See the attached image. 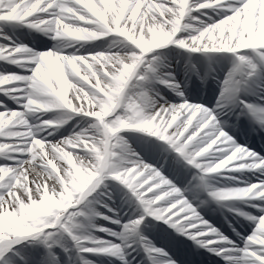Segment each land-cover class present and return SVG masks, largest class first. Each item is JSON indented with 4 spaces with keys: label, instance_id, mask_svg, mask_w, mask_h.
<instances>
[{
    "label": "snow or ice",
    "instance_id": "6c2138e0",
    "mask_svg": "<svg viewBox=\"0 0 264 264\" xmlns=\"http://www.w3.org/2000/svg\"><path fill=\"white\" fill-rule=\"evenodd\" d=\"M5 26L54 43L12 41ZM107 38L100 50L80 51ZM73 43L79 47L66 51ZM168 45L209 61L231 54L223 79L186 65L202 83L217 82L214 100L185 96L164 62ZM0 62L14 66L0 71V96L15 105L0 100V264H96L90 257L99 255L131 264L133 245L138 264H199V248L223 264H264V155L235 139L264 134V0H0ZM48 110L61 115L30 118ZM73 117V131L56 138ZM238 170L255 178L211 183ZM110 182L135 205L126 222L100 199H110ZM201 194L238 198L229 207L232 238L200 215ZM149 218L161 222L154 227L165 247L139 230Z\"/></svg>",
    "mask_w": 264,
    "mask_h": 264
},
{
    "label": "bare ground",
    "instance_id": "6f19581e",
    "mask_svg": "<svg viewBox=\"0 0 264 264\" xmlns=\"http://www.w3.org/2000/svg\"><path fill=\"white\" fill-rule=\"evenodd\" d=\"M210 12V11H209ZM14 27L15 26H13V27H9V26H5L4 27V32L9 36V37H11V40L12 41H15V42H18V43H25V44H28L30 47H33L34 48V46H33V44L32 43H30V42H25V41H23L22 39H17V36L15 35V34H12V32H9L10 30L9 29H11V30H13L14 29ZM18 27H20V28H26V27H23V26H18ZM9 30V31H8ZM4 42H7V41H4ZM164 47H166V48H171L170 49V51H172L173 53H176L177 55L178 54H180L181 52H184V51H186V50H183V49H179L178 47H176V46H171V45H168V46H164ZM100 49H102V48H97V49H95V50H100ZM69 52H71V51H69ZM81 52H83V51H81ZM195 54H199V53H195ZM215 54H217V53H215ZM220 54H223L224 55V59H225V61L227 62V64H224V63H221L220 61H219V63H218V65L215 63V62H213L214 64H212V62L211 61H209V62H207V63H202L203 65L201 66H198V65H196L195 64V66H196V71L197 72H199L201 75H204L205 73H209V72H212L218 79H223V76H224V74L228 71V69L231 67V64H232V59H231V54H228V53H224V52H221ZM226 55V56H225ZM201 56H203V55H201ZM214 56V55H213ZM177 66H178V69L179 70H181L182 69V65L180 64L181 63V61H180V59L179 58H177ZM173 71V70H172ZM177 74H178V76L179 77H181V76H183V79L185 78L186 80H188V81H190V80H192V79H194L196 76H197V74L195 73V72H191V71H187V73L186 74H184L183 75V72H181V71H179V72H177ZM195 76V77H194ZM207 80H209V82H211L212 84H213V86L215 87V90H216V92H218L219 91V89H218V87H217V82L216 81H213L210 77L209 78H207L203 83H202V81L200 82V86H203L204 84H205V82L207 81ZM182 86H183V88H184V93H185V90L188 88V85H187V82H185V84H182ZM185 96H186V94H185ZM167 97V96H166ZM168 99H170V100H172V102H178V100H179V98L178 97H174V98H171V97H167ZM190 99V98H189ZM192 100V99H191ZM194 101H196V102H200V103H204V102H202L201 100H194ZM49 112H50V116L52 115V117H50V116H46V117H38L39 119H53L54 118V115H57V118L61 115V113H60V111H58V110H48ZM36 114H40V113H35V114H33L32 116L34 117V115H36ZM32 116L30 117V118H32ZM33 119V118H32ZM34 119H35V117H34ZM72 119H74L72 122H77V120L79 119V117H73ZM76 119V120H75ZM80 124H81V126H83V121L82 122H80ZM73 131V129H71V130H69L68 131V133H66L65 135H68L70 132H72ZM122 131H124V132H127V133H130V132H135V135L134 136H147L148 134L147 133H142V132H140L139 130H136V129H126V130H122ZM133 136V137H134ZM56 138H59V137H56ZM151 139H153V140H156L157 138H151ZM235 139H236V137H235ZM157 142H159L158 140H157ZM238 142V141H237ZM128 143L134 148V149H136V143L134 142V139L133 138H129V140H128ZM239 143V142H238ZM229 172H231V171H226L225 172V174H228ZM218 177V176H217ZM217 177H215L212 181H211V183H215L216 182V180H217ZM248 180H250V179H242L241 180V183L242 182H245V181H248ZM119 184L118 182H110L109 183V189H110V191L108 192V195L110 196V199L109 198H107V197H105V196H100V199L101 200H104L106 203H108V205L114 210V213H111V212H109V214L112 216V215H116V216H118L119 218H120V211H121V203L119 202V198H118V196L117 195H115L114 194V189H115V184ZM237 184H239V182L238 183H236L235 184V186L237 185ZM137 214H134V215H130L129 217H126L125 219H122L123 221H121V222H126L129 218H131V217H134V216H136ZM94 223H97V224H101L99 221H97V219L95 218V220H94ZM211 225H213L212 223H210ZM102 225V224H101ZM139 230L142 232V234L143 235H145V233H144V231L141 229V227H139ZM220 232V231H219ZM94 235L95 236H98V237H102V234L99 232V231H96V232H94ZM225 235V234H224ZM133 239V237L132 236H130L129 237V240L131 241ZM191 241H187V244H189ZM135 245H133L131 248H133ZM135 253V250H134V252L132 253V252H130V251H128V259L131 261V264H133V262H135V258L133 257V254ZM107 257H109L112 261H113V259L110 257V256H108V255H106ZM141 257L142 256V253H139V254H137V256H136V258H138V257ZM111 261V262H112ZM101 264H105V263H101ZM112 264H120V262L119 261H113L112 262Z\"/></svg>",
    "mask_w": 264,
    "mask_h": 264
},
{
    "label": "rangeland",
    "instance_id": "374dc122",
    "mask_svg": "<svg viewBox=\"0 0 264 264\" xmlns=\"http://www.w3.org/2000/svg\"><path fill=\"white\" fill-rule=\"evenodd\" d=\"M210 15H212V14H210ZM109 40H110V38L103 39V40H96V41H93V42H89V43H86V47H88V46H95V45H101L103 43H104V45H107L109 43ZM0 100H4V99L0 98ZM4 101H5V103L9 104L10 106H13V107L15 106V105H12L11 104V101H8L7 99H5ZM56 118H57V115H54V119H56ZM60 127H59L58 131L54 134L56 137H59L60 135H65L71 129V125L69 127V125H65L64 124V126H62L61 128ZM200 198L202 199V197H200Z\"/></svg>",
    "mask_w": 264,
    "mask_h": 264
}]
</instances>
